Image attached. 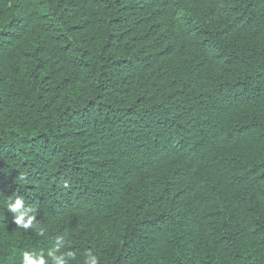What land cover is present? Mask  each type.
<instances>
[{
  "label": "trees",
  "instance_id": "trees-1",
  "mask_svg": "<svg viewBox=\"0 0 264 264\" xmlns=\"http://www.w3.org/2000/svg\"><path fill=\"white\" fill-rule=\"evenodd\" d=\"M58 240L264 264V0H0V264Z\"/></svg>",
  "mask_w": 264,
  "mask_h": 264
},
{
  "label": "clouds",
  "instance_id": "clouds-1",
  "mask_svg": "<svg viewBox=\"0 0 264 264\" xmlns=\"http://www.w3.org/2000/svg\"><path fill=\"white\" fill-rule=\"evenodd\" d=\"M7 210L14 213L12 223L16 226L22 227L23 229H29L35 227L34 221L36 216L34 209L31 207H25L24 200L20 196H16L14 201L12 197L8 198ZM31 213V214H30ZM39 235H44V230H39ZM63 243L57 241V246L50 249L47 252V257H51L54 264H68L70 260L75 259V254L71 251L61 252ZM22 264H48L42 253L24 251L22 253ZM84 264H98V257L93 255L91 251L85 253Z\"/></svg>",
  "mask_w": 264,
  "mask_h": 264
}]
</instances>
